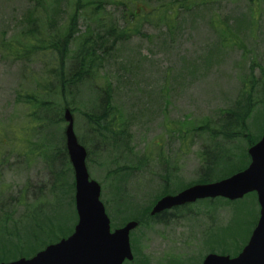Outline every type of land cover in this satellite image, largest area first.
Returning a JSON list of instances; mask_svg holds the SVG:
<instances>
[{"label": "rangeland", "instance_id": "rangeland-1", "mask_svg": "<svg viewBox=\"0 0 264 264\" xmlns=\"http://www.w3.org/2000/svg\"><path fill=\"white\" fill-rule=\"evenodd\" d=\"M49 1L53 5L51 16L66 24L63 12L72 0ZM101 1L107 3L105 9L114 18L121 19L123 10L115 6L114 0ZM130 1L147 3L156 8L154 11L158 9L161 17L170 15L169 8L178 2ZM37 3L36 0H0V230L5 214L10 216L9 228L13 229V221L26 225L28 215L36 207H41L44 214L52 218L58 219L61 215L71 225L76 221L73 174L67 170L65 175L68 164L52 161L48 153L50 142L54 137L62 138L66 124L62 123L60 129L39 126L38 116L47 108L52 116V107L59 108L63 102L61 97L52 96L43 87L50 86L59 92V82L56 77L46 81L48 68L37 58L43 57L40 49L36 50L37 56L23 51L29 47L26 34L32 24L29 12L34 11ZM37 16L41 17L42 11H38ZM78 20L79 34L85 32L87 25L94 26L90 15L84 11ZM174 28L170 30L158 19L144 24L142 34L110 52L95 83L83 81L77 85L75 96L68 95V100H74V107L79 110L75 113L76 134L95 153L94 162L88 163V169L91 178L104 186V202L117 197L116 185L120 180L119 176L110 178L107 172L118 164L132 166L130 164L139 163L140 159L151 161L148 172L143 170L121 179L130 201L135 204L143 206L164 188L161 175L167 161L170 169H178L176 177L169 182L170 187L178 189L197 182L201 179L203 166L200 152L211 137L193 132L189 141L181 139L180 135L171 138L173 122L190 120L194 129L231 107L242 94L252 67L254 76L261 79L255 98H264V87L261 86L264 84L261 71L264 69V0L198 3L191 10L181 11ZM11 44L14 47L9 49ZM49 62L50 70H53L57 63ZM70 66L66 61L67 75ZM105 85L111 86L114 104L122 119L131 123L133 155L124 146L108 151L101 146L96 149L95 139L93 144L89 141L84 115L99 104L101 95L97 92ZM71 86L68 89L75 90L74 85ZM36 94L41 102L50 105L30 103L27 96ZM250 126L254 136H263L264 105L255 111ZM240 147L245 148V142ZM67 187H71L72 193ZM248 199L254 201L252 196ZM110 204L114 206L113 201ZM214 206L201 202L170 211L182 217L165 225L149 219L148 224L134 231L138 256L132 264H173L175 260L184 264L189 257L195 259L201 251L213 249V243L233 227L238 215L243 213L242 219L237 221L247 218L246 212L234 205L215 202ZM196 214V220L200 222H195ZM129 215L130 212H123L119 219ZM248 220L244 233L238 238L240 248L249 239L257 215ZM19 228L24 231L21 224ZM239 231L242 232L241 227L235 230L236 234ZM19 241L21 244L34 242H27L24 234Z\"/></svg>", "mask_w": 264, "mask_h": 264}, {"label": "trees", "instance_id": "trees-1", "mask_svg": "<svg viewBox=\"0 0 264 264\" xmlns=\"http://www.w3.org/2000/svg\"><path fill=\"white\" fill-rule=\"evenodd\" d=\"M36 2L38 3L34 11L31 10L29 12V22L32 21L31 27L26 30V34L29 37V41L27 42L29 43V47H26V50L23 51L31 53L33 56L34 50L40 49L43 57H39V59L57 63L54 73L59 82V92L56 90V95L61 97L63 102L59 104V108L57 106L52 107V116H50V109L47 108V111L38 117L40 118L39 126L41 128H47L48 125V127L59 128L63 123L64 107H71L74 112H79L74 107V100L71 102L68 100V95L73 94L75 96L74 91H77V85L83 81L95 83L101 76L100 74L104 64L108 61L107 58H109L110 52L115 51L120 45L130 41L137 34H142L137 29L139 25L150 24L153 20H156V15L153 12H147L145 10L149 7L147 3H143L142 5L134 3V6L131 7L130 3L120 2L118 0L116 2L114 1V4L117 3L124 10L121 20H118L110 16V13L105 9L104 1L72 0L67 3V8L63 12L66 15V24H63L60 21L57 22L51 16L53 5L49 0H36ZM198 3L206 4L208 0H178L174 6L172 5L169 8L171 9L168 10L170 15L165 14L162 17L160 16L158 20L171 30L178 20V10H191ZM38 11H42L41 17L37 16ZM81 11L90 15L94 26L87 25L86 31L78 34L77 24ZM224 39L225 35L223 36V41ZM18 44L23 45L21 42ZM72 45L74 46L73 49H71ZM13 47L11 44L9 49ZM35 54L36 56L38 55L37 52ZM66 61H69L71 65L68 75L65 72ZM250 70L252 72L245 82L246 85L244 86L242 94L239 95V98L231 107L221 110L216 117L206 119L201 126H197L193 130L190 129L186 134L183 130L184 128L191 127V122H173L177 128L173 131V138L178 137L179 133L181 139L183 138V140L189 141L190 135L193 132L197 134L199 132L207 133L211 137L210 141L205 144L200 153L203 166L201 179L198 183L213 182L229 177L233 173L245 169L250 163L248 146L253 145L255 141L251 133L249 121L256 109L261 104H264V100L255 98L256 88L259 86L261 79L257 80L254 76V67ZM261 71L264 76V69L262 68ZM71 85H74L75 90L70 91L68 89V87H72ZM105 86L97 92L98 96L101 95L99 104L93 106L92 110H87L84 115L86 125L88 126V134L91 138L89 141L93 144L95 139L96 144L108 151L124 146L133 155L134 150L130 148L132 139L130 133L131 127L126 126L121 121L120 110L114 104L111 86ZM261 86H264V84ZM94 90L98 89L94 88ZM27 99L33 105L40 104L44 107L47 105L46 102H41L37 94L27 96ZM82 142L88 144L84 139H82ZM244 142L246 147L241 149L240 145ZM48 153L52 161L57 160L61 164H68V167L64 169L65 175L67 170H72L64 145V135H62L61 139L53 138L50 142ZM90 154L93 155L95 153L90 151ZM130 165L136 167V172L138 171L140 173L150 167V163L146 159H140L139 163ZM135 170L121 173V169H116L111 170L108 174L110 178L113 176L128 177ZM173 176H176L175 172L171 171L170 166H167L165 173L161 176V179L164 180V188L143 206L131 202L130 196L124 189L123 182L120 184L121 179L117 181L118 185H116V190L118 193L117 197L113 200L115 201L113 202L114 211L119 215L123 212H130L128 218L117 220L122 223L127 219H140L141 215L150 212L151 207L161 196L166 193H177L191 185L188 184L178 189H173L169 184L170 178ZM252 197L254 201H250L248 199L249 197H246L243 201L234 203L224 201L229 205H234L239 210H244L247 218L244 221H237L242 219L243 213L238 215L236 221L233 222V227L224 231L226 242H223V247L219 246L218 248L214 244L213 251H219L220 249L222 253H231L240 248L238 238L244 233L245 225L249 221L248 219L256 215L258 219V212H255L254 209L257 206L256 195L253 194ZM135 206L137 208L132 210V207ZM212 206V208H215L213 203ZM50 219L51 216L49 217L44 214L42 208L39 207L28 215L26 225L22 222L15 221L12 224L14 228L10 229L9 222L11 218L7 215L2 220L0 230V261L16 258L17 256L31 255L50 242L57 240L61 232H58L55 228H50ZM20 224L24 228L23 232L19 228ZM240 227L242 228V232L239 231L236 234L235 230L240 229ZM22 234L26 237L27 242L31 240H34V242L21 244L19 239Z\"/></svg>", "mask_w": 264, "mask_h": 264}, {"label": "water", "instance_id": "water-1", "mask_svg": "<svg viewBox=\"0 0 264 264\" xmlns=\"http://www.w3.org/2000/svg\"><path fill=\"white\" fill-rule=\"evenodd\" d=\"M65 121L68 123L67 150L76 176L79 224L68 239L49 246L30 260L21 259L11 264H123L126 259H133L130 232L138 223L131 222L111 234L110 220L100 201L101 187L96 181H90L86 166L88 153L75 134L70 109L65 111ZM249 154L251 164L245 171L216 183L195 185L176 196H166L152 211L155 215L198 199L223 197L235 201L249 193H257L261 218L243 252L234 259L211 254L203 264H264V136L250 148Z\"/></svg>", "mask_w": 264, "mask_h": 264}, {"label": "flooded vegetation", "instance_id": "flooded-vegetation-1", "mask_svg": "<svg viewBox=\"0 0 264 264\" xmlns=\"http://www.w3.org/2000/svg\"><path fill=\"white\" fill-rule=\"evenodd\" d=\"M182 216H179V215H176V214H161L159 217H158V220L160 223H167V222H170V221H174L175 218H181ZM198 217V215H194V218Z\"/></svg>", "mask_w": 264, "mask_h": 264}]
</instances>
